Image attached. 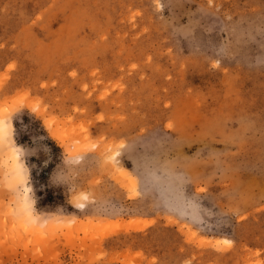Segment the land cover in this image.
<instances>
[{
	"label": "rangeland",
	"instance_id": "obj_1",
	"mask_svg": "<svg viewBox=\"0 0 264 264\" xmlns=\"http://www.w3.org/2000/svg\"><path fill=\"white\" fill-rule=\"evenodd\" d=\"M22 108L50 213L0 139V264H264V0H0Z\"/></svg>",
	"mask_w": 264,
	"mask_h": 264
},
{
	"label": "clouds",
	"instance_id": "obj_2",
	"mask_svg": "<svg viewBox=\"0 0 264 264\" xmlns=\"http://www.w3.org/2000/svg\"><path fill=\"white\" fill-rule=\"evenodd\" d=\"M24 110H27V109H23L22 108L18 112L12 114L8 120L0 119V126H6V125L10 124V129H11V132H10V135H11V147L16 150V155L18 157V163L21 165L22 173L26 174V182L24 184V187L29 189L28 197H29V200L31 202L32 211L36 215H41V214H46V213H50V212H44V211H39L38 212V210L36 208V205L38 203V197L36 196V192H35V189L33 187L32 175H31L32 174V170L36 168V165L35 164H30V162H29L30 158L32 156H36L37 155L38 149L36 147H31L30 148L28 145L19 144L17 142L18 133H17V130H16V127H15V122L20 119V117H21V115H22ZM31 115H33V114H31ZM20 122L22 123V121H20ZM22 130H26V128H24ZM43 139H44V137H39V138L33 137V145H36L38 143V141L43 140ZM43 150L45 151V154H48V152L50 151L47 148H44ZM48 163H49V160H46L44 162V166L46 167ZM59 166L60 165H58L57 168ZM57 168H56V170H57ZM56 170L54 171V173L52 174V176L50 178V183L55 185V186L64 185V184H61V183L54 182V176L56 174ZM68 201H69V204L72 206V208L75 209V206L70 203L71 194L68 195Z\"/></svg>",
	"mask_w": 264,
	"mask_h": 264
},
{
	"label": "bare ground",
	"instance_id": "obj_3",
	"mask_svg": "<svg viewBox=\"0 0 264 264\" xmlns=\"http://www.w3.org/2000/svg\"><path fill=\"white\" fill-rule=\"evenodd\" d=\"M4 120H6V119H4ZM46 126H47V129L49 130L50 127H51V123H46ZM10 131H11L10 124L6 125V126H0V139L1 140H6L7 139V141L10 142V140H9ZM4 164L6 166L8 164V166H9V170H10L9 175H10L12 181L15 182V183H21L22 186H23V197L19 198V201H22L21 202L22 205L20 206L21 207L20 209L23 210L26 213V215H31L28 210L24 209L27 206L26 205V201H27L28 189L24 187V184H25L24 183V177H25V175L22 173L21 165L18 163V157L16 155V150L14 148H12V147L9 148V153H8V155L5 158ZM119 170L122 173H127V170H125V169L120 168ZM78 207L80 209H83L84 208V204L83 203H79ZM34 219H36V218H34ZM138 222L131 221L128 225L126 224L127 226L125 224H124L125 226H121L118 223L116 224V222L114 224L106 223V226L108 227V230L110 232H118V231L123 230V229H138L137 227H139L140 223H142L140 221H138ZM223 240H226V239H223Z\"/></svg>",
	"mask_w": 264,
	"mask_h": 264
}]
</instances>
